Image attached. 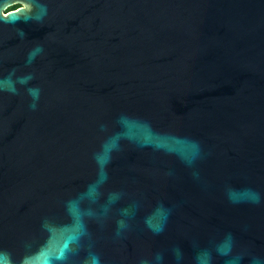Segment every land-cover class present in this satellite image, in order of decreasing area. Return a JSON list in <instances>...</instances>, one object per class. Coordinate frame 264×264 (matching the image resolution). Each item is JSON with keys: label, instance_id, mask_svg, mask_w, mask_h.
I'll return each instance as SVG.
<instances>
[{"label": "water", "instance_id": "95a60500", "mask_svg": "<svg viewBox=\"0 0 264 264\" xmlns=\"http://www.w3.org/2000/svg\"><path fill=\"white\" fill-rule=\"evenodd\" d=\"M202 259L264 264V0H0V264Z\"/></svg>", "mask_w": 264, "mask_h": 264}, {"label": "snow or ice", "instance_id": "6c2138e0", "mask_svg": "<svg viewBox=\"0 0 264 264\" xmlns=\"http://www.w3.org/2000/svg\"><path fill=\"white\" fill-rule=\"evenodd\" d=\"M201 264H209V262L207 259H202ZM229 264H239V261H238V259H234L232 261H229Z\"/></svg>", "mask_w": 264, "mask_h": 264}, {"label": "trees", "instance_id": "16d2710c", "mask_svg": "<svg viewBox=\"0 0 264 264\" xmlns=\"http://www.w3.org/2000/svg\"><path fill=\"white\" fill-rule=\"evenodd\" d=\"M18 8H20V6H15V7H13L11 10H16V9H18Z\"/></svg>", "mask_w": 264, "mask_h": 264}, {"label": "flooded vegetation", "instance_id": "af4514ba", "mask_svg": "<svg viewBox=\"0 0 264 264\" xmlns=\"http://www.w3.org/2000/svg\"><path fill=\"white\" fill-rule=\"evenodd\" d=\"M18 6V5H17Z\"/></svg>", "mask_w": 264, "mask_h": 264}]
</instances>
